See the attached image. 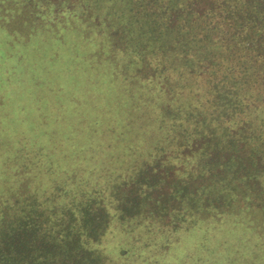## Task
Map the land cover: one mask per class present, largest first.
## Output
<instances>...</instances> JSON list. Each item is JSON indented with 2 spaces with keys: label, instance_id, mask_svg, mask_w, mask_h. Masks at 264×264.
I'll return each mask as SVG.
<instances>
[{
  "label": "trees",
  "instance_id": "16d2710c",
  "mask_svg": "<svg viewBox=\"0 0 264 264\" xmlns=\"http://www.w3.org/2000/svg\"><path fill=\"white\" fill-rule=\"evenodd\" d=\"M0 264H264V0H0Z\"/></svg>",
  "mask_w": 264,
  "mask_h": 264
},
{
  "label": "rangeland",
  "instance_id": "374dc122",
  "mask_svg": "<svg viewBox=\"0 0 264 264\" xmlns=\"http://www.w3.org/2000/svg\"><path fill=\"white\" fill-rule=\"evenodd\" d=\"M104 90H106L105 86H102V93H104L106 95V93L104 92ZM105 99H107V97H105ZM65 111H70V108L67 106Z\"/></svg>",
  "mask_w": 264,
  "mask_h": 264
}]
</instances>
